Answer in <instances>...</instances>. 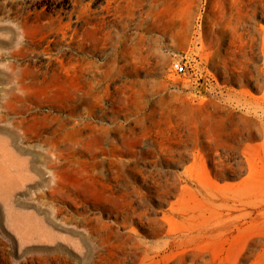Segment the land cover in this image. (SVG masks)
<instances>
[{"label": "rangeland", "instance_id": "1", "mask_svg": "<svg viewBox=\"0 0 264 264\" xmlns=\"http://www.w3.org/2000/svg\"><path fill=\"white\" fill-rule=\"evenodd\" d=\"M0 264H264V0H0Z\"/></svg>", "mask_w": 264, "mask_h": 264}, {"label": "built area", "instance_id": "2", "mask_svg": "<svg viewBox=\"0 0 264 264\" xmlns=\"http://www.w3.org/2000/svg\"><path fill=\"white\" fill-rule=\"evenodd\" d=\"M172 66L176 73H182L185 71V65L181 62H174Z\"/></svg>", "mask_w": 264, "mask_h": 264}, {"label": "bare ground", "instance_id": "3", "mask_svg": "<svg viewBox=\"0 0 264 264\" xmlns=\"http://www.w3.org/2000/svg\"><path fill=\"white\" fill-rule=\"evenodd\" d=\"M130 138V137H129ZM135 138V137H134ZM127 139V138H126ZM135 141V140H134ZM110 143V142H109ZM87 207V206H86ZM144 212V211H143Z\"/></svg>", "mask_w": 264, "mask_h": 264}]
</instances>
